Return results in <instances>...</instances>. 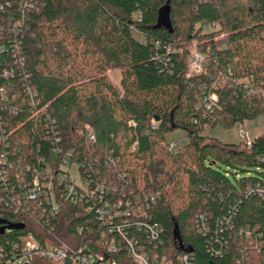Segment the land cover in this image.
Segmentation results:
<instances>
[{
	"label": "trees",
	"instance_id": "16d2710c",
	"mask_svg": "<svg viewBox=\"0 0 264 264\" xmlns=\"http://www.w3.org/2000/svg\"><path fill=\"white\" fill-rule=\"evenodd\" d=\"M192 43L205 56L199 75H188ZM0 89L9 150L21 139L24 164L58 144L90 176L159 193L149 208L163 228L158 254L264 264V135L248 146L208 134L264 115V0H0ZM85 204L66 201L54 216L0 204V220L23 223L0 233V264L30 232L42 243L98 236L105 226Z\"/></svg>",
	"mask_w": 264,
	"mask_h": 264
},
{
	"label": "built area",
	"instance_id": "2783aa9c",
	"mask_svg": "<svg viewBox=\"0 0 264 264\" xmlns=\"http://www.w3.org/2000/svg\"><path fill=\"white\" fill-rule=\"evenodd\" d=\"M188 62V75H199L204 71L203 54H192ZM216 89L217 82H214L209 95L204 98L208 108L216 104ZM0 91L4 93L3 89ZM3 127L0 116V204L10 206L15 213L36 208L42 216L46 210L48 215L54 216L60 214L66 201L75 205L88 203L84 205L85 211L94 212L105 226L98 236L91 233L89 242L76 241V235H70L68 242L56 239L42 243L30 232L23 236L22 244H13L12 257L6 264H32L36 257L55 264H120V255H125L134 264H195L188 250L181 249L175 260L155 251L162 243L163 228L151 218L149 208L158 198V192L141 194L128 189L122 175L115 174L111 181L101 178L97 172L90 176L91 171L82 170L84 164L75 151L58 144L48 151V157H37V164H24L21 158L28 154L22 140L16 141L10 151ZM239 133L246 136L245 143L250 146L254 138H247V130L242 124ZM93 135L89 133L91 139ZM49 138L60 140L55 133ZM174 147L175 142H170L169 148ZM107 160L112 165L118 161L113 156ZM72 167L79 172L77 179L70 173ZM260 193L264 198V190ZM77 231L79 234L82 229Z\"/></svg>",
	"mask_w": 264,
	"mask_h": 264
},
{
	"label": "rangeland",
	"instance_id": "374dc122",
	"mask_svg": "<svg viewBox=\"0 0 264 264\" xmlns=\"http://www.w3.org/2000/svg\"><path fill=\"white\" fill-rule=\"evenodd\" d=\"M134 36L137 37L138 39H143L142 35L138 31H134ZM187 48L191 50V55L199 53L198 51H196V46L194 43L188 45ZM119 74H120V71L118 69L109 71L110 77L116 83L119 82ZM242 125L247 130L248 139H253L257 136L264 135V115L262 114H259L253 120L245 121ZM239 128H240V124H236L231 127H225L222 125L221 122H218L215 127L211 128L208 131V134L211 136L217 137L223 142H229V144L239 143L241 141H243L244 143L246 141V136L244 135L242 136L239 133ZM184 134H185L184 131L178 129L169 135V140L175 142V140L180 139ZM70 173L75 179H77L79 176L78 175L79 172L76 167H72Z\"/></svg>",
	"mask_w": 264,
	"mask_h": 264
},
{
	"label": "water",
	"instance_id": "95a60500",
	"mask_svg": "<svg viewBox=\"0 0 264 264\" xmlns=\"http://www.w3.org/2000/svg\"><path fill=\"white\" fill-rule=\"evenodd\" d=\"M166 27L171 29V23L167 22ZM0 224H1L0 233H3L6 230V228H8V227L11 228V229H13V228L18 229V228H22V226H23V223L22 224H20V223H7L4 220H0ZM178 230H179L178 229V225L175 223V226H174V229H173V236L177 240H178V235H179V231Z\"/></svg>",
	"mask_w": 264,
	"mask_h": 264
},
{
	"label": "flooded vegetation",
	"instance_id": "af4514ba",
	"mask_svg": "<svg viewBox=\"0 0 264 264\" xmlns=\"http://www.w3.org/2000/svg\"><path fill=\"white\" fill-rule=\"evenodd\" d=\"M1 226V225H0Z\"/></svg>",
	"mask_w": 264,
	"mask_h": 264
}]
</instances>
